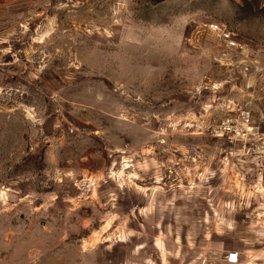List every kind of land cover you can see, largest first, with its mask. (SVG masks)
I'll return each instance as SVG.
<instances>
[{
  "label": "rangeland",
  "instance_id": "374dc122",
  "mask_svg": "<svg viewBox=\"0 0 264 264\" xmlns=\"http://www.w3.org/2000/svg\"><path fill=\"white\" fill-rule=\"evenodd\" d=\"M233 252L264 264V0H0V264Z\"/></svg>",
  "mask_w": 264,
  "mask_h": 264
},
{
  "label": "built area",
  "instance_id": "2783aa9c",
  "mask_svg": "<svg viewBox=\"0 0 264 264\" xmlns=\"http://www.w3.org/2000/svg\"><path fill=\"white\" fill-rule=\"evenodd\" d=\"M212 28L214 29V31H218V33H220L219 38L226 45L227 48H229L230 50L237 48L236 42L231 38V35L229 33L221 32L220 30L217 29V27H212ZM237 125H240V129L235 132V130H233L234 127L232 126V122L226 121V122L221 123L219 130L222 133L235 132L237 137L246 136L247 128H248V116H247V114L241 118V121L238 122ZM225 261L227 264H237V262H238L237 254L236 253H229L226 256Z\"/></svg>",
  "mask_w": 264,
  "mask_h": 264
},
{
  "label": "crops",
  "instance_id": "0c3cea01",
  "mask_svg": "<svg viewBox=\"0 0 264 264\" xmlns=\"http://www.w3.org/2000/svg\"><path fill=\"white\" fill-rule=\"evenodd\" d=\"M233 253H235V252H233ZM236 254H237V258H238V262H237V264H239V254H238V253H236ZM254 257H255V254L253 253V254H251V255L249 256V260H253ZM240 264H241V263H240Z\"/></svg>",
  "mask_w": 264,
  "mask_h": 264
}]
</instances>
